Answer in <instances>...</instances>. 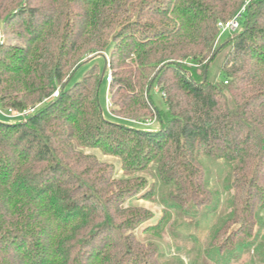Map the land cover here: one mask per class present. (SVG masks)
I'll return each instance as SVG.
<instances>
[{
	"label": "trees",
	"instance_id": "obj_1",
	"mask_svg": "<svg viewBox=\"0 0 264 264\" xmlns=\"http://www.w3.org/2000/svg\"><path fill=\"white\" fill-rule=\"evenodd\" d=\"M244 4L0 0V108L40 105L24 120H0V264L152 263L154 251L132 234L149 214L121 207L144 182L113 181L80 148L119 157L128 174L157 163L163 183L180 189L194 187L198 156H220L240 197L232 223H254L264 205V0L249 3L241 27L218 43V23ZM103 52L109 82L95 63L70 83ZM103 82L110 114L125 122L103 116ZM148 117L157 129L126 124Z\"/></svg>",
	"mask_w": 264,
	"mask_h": 264
},
{
	"label": "rangeland",
	"instance_id": "obj_2",
	"mask_svg": "<svg viewBox=\"0 0 264 264\" xmlns=\"http://www.w3.org/2000/svg\"><path fill=\"white\" fill-rule=\"evenodd\" d=\"M239 23L241 27L242 21ZM230 35V33L220 35L218 43L223 44ZM99 54L90 61H87L89 57L84 60L85 63L72 76L71 84L79 81L93 64L103 66L105 62L107 65L105 79L107 82L110 81L109 54L104 52ZM151 97L154 104L163 111L165 105L157 88L151 93ZM98 106L107 120L119 124L125 122L110 114L112 107L108 85L104 82L98 91ZM38 107L40 105L30 107L24 112L0 108V120L6 122L24 120ZM126 122L136 128L159 127L154 117ZM78 151L86 156H93L99 163L109 167L113 181L144 182L139 193H135L134 197H128L121 207L138 209L149 214L150 218L134 228L132 234L144 251H154L151 261L153 264H264V253L261 255L260 250L256 251L264 241V205L260 209H255L254 223H246L247 221L232 223L235 210L233 202L240 197L234 188L233 166L225 159L220 156H198L194 164L196 173L194 177H189L193 178L194 187L184 186L180 189L172 184L163 183L162 177L158 175L157 163H150L145 171L128 174L124 171V163L119 157L104 154L98 149L80 148ZM188 184L189 182L186 183ZM191 204H194L192 206L195 210L192 214H185L184 211Z\"/></svg>",
	"mask_w": 264,
	"mask_h": 264
},
{
	"label": "built area",
	"instance_id": "obj_3",
	"mask_svg": "<svg viewBox=\"0 0 264 264\" xmlns=\"http://www.w3.org/2000/svg\"><path fill=\"white\" fill-rule=\"evenodd\" d=\"M254 0H245V4L242 7V9L240 10V12L230 21L225 22V23H218V28L220 30V35L224 34V33H234L235 31H237L240 28V19L242 17V13L245 11L247 5L249 3H251ZM225 84H227V82H225ZM55 97L58 96V91L54 94Z\"/></svg>",
	"mask_w": 264,
	"mask_h": 264
},
{
	"label": "water",
	"instance_id": "obj_4",
	"mask_svg": "<svg viewBox=\"0 0 264 264\" xmlns=\"http://www.w3.org/2000/svg\"><path fill=\"white\" fill-rule=\"evenodd\" d=\"M100 55H102V54H99V56ZM92 58L93 57H91L89 60H87V61H90V60H92ZM86 61V62H87ZM106 68H107V65H106V62H105V65H104V68H103V70H102V73H101V79H103V77H104V75H105V73H106Z\"/></svg>",
	"mask_w": 264,
	"mask_h": 264
}]
</instances>
